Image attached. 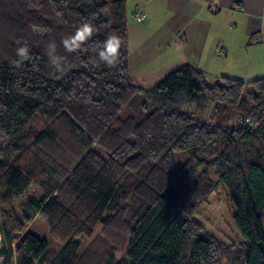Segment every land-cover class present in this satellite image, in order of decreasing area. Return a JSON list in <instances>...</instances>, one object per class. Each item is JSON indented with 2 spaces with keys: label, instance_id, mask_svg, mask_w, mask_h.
I'll return each instance as SVG.
<instances>
[{
  "label": "trees",
  "instance_id": "1",
  "mask_svg": "<svg viewBox=\"0 0 264 264\" xmlns=\"http://www.w3.org/2000/svg\"><path fill=\"white\" fill-rule=\"evenodd\" d=\"M125 4L0 0L3 264H264V76L208 85L184 64L151 87L134 84ZM85 21L97 31L66 53L62 39ZM112 34L123 44L109 68L95 50ZM52 40L67 56L64 74L45 54ZM23 43L32 58L17 68ZM219 104L236 125L197 117ZM32 184L39 198L26 194ZM217 185L240 242H222L194 218ZM38 215L59 249L27 231Z\"/></svg>",
  "mask_w": 264,
  "mask_h": 264
},
{
  "label": "crops",
  "instance_id": "2",
  "mask_svg": "<svg viewBox=\"0 0 264 264\" xmlns=\"http://www.w3.org/2000/svg\"><path fill=\"white\" fill-rule=\"evenodd\" d=\"M130 1L135 18L132 29L137 30L141 36L138 40H142L135 50L129 47L128 37V74L131 81L133 73L169 49L174 55L170 66L177 68L189 64L204 76L208 60L209 66L220 65L225 60L242 63L241 55L237 57L241 52L249 62L264 63V0ZM132 49L140 51V54H131ZM215 76L218 79L222 76L232 78L226 73ZM135 84L146 88L138 81Z\"/></svg>",
  "mask_w": 264,
  "mask_h": 264
},
{
  "label": "rangeland",
  "instance_id": "3",
  "mask_svg": "<svg viewBox=\"0 0 264 264\" xmlns=\"http://www.w3.org/2000/svg\"><path fill=\"white\" fill-rule=\"evenodd\" d=\"M131 2L132 1L130 0L129 2L127 1L125 6L127 33L128 37H130L129 47H133L136 50V46L142 40H138L141 36L138 34L137 30L132 29V26L135 24V18L132 14L134 6ZM135 50H130V53L133 54L135 52L134 55L140 54V51L136 52ZM230 54L233 53L231 52ZM240 55L243 58L242 63L225 60L221 61L220 65L214 64L209 66L210 60H208V64L204 66L206 83L208 85H214L219 82V79L215 76L217 73H226V75H230L232 78L243 81L259 78L264 75V63H258L256 60H250L249 62L246 58L247 56L243 52H241V54L237 53V57ZM248 55H251V53H248ZM172 60H174V55L169 49L167 53L156 58V60L142 68L139 72L135 74L133 73L134 78H132V82L135 84L136 81H138L146 88L151 87L156 82L163 79L170 71L174 70L175 67L170 66L173 62ZM182 109L189 113L193 112L192 105H186ZM197 117L202 121L218 124L236 125L237 123L234 110L221 104L208 105L205 111ZM4 143L5 141H3L0 136V146ZM177 156L178 155H175L176 166L178 164ZM180 160H183L181 156ZM26 194H34L39 198L41 196V191L37 186L32 184L26 190ZM24 197L25 196H22L21 199ZM234 211V206L230 201L226 189L222 185H217V188L210 194L207 201L199 207L194 218L203 226L206 232L215 236L222 242L236 243L241 241V237L232 220ZM27 231L36 235L40 239H46L52 249H59V245L54 241H51L48 237V227L43 216H35L28 224ZM77 241L80 244H83L84 239L79 238Z\"/></svg>",
  "mask_w": 264,
  "mask_h": 264
},
{
  "label": "clouds",
  "instance_id": "4",
  "mask_svg": "<svg viewBox=\"0 0 264 264\" xmlns=\"http://www.w3.org/2000/svg\"><path fill=\"white\" fill-rule=\"evenodd\" d=\"M62 15L57 13V16ZM34 32L43 34L46 29L32 25ZM97 31L94 24L90 21L83 22L76 31L62 39L61 45L66 53H76L83 45L91 39V37ZM123 40L119 35L112 34L107 37L99 49L95 50L97 53V63H103L109 68L117 67L120 63V49L122 47ZM58 45L52 40L49 41L45 48V54L48 57L49 65L54 73L64 74L68 71L70 65L68 63L67 56L60 55L57 51ZM16 55L18 59L14 62L17 68L22 67L25 61L31 60L30 49L27 43H23L22 46L17 48Z\"/></svg>",
  "mask_w": 264,
  "mask_h": 264
},
{
  "label": "water",
  "instance_id": "5",
  "mask_svg": "<svg viewBox=\"0 0 264 264\" xmlns=\"http://www.w3.org/2000/svg\"><path fill=\"white\" fill-rule=\"evenodd\" d=\"M6 253V247L4 245V241L2 238V229L0 224V264H3V260L1 259L3 255Z\"/></svg>",
  "mask_w": 264,
  "mask_h": 264
}]
</instances>
